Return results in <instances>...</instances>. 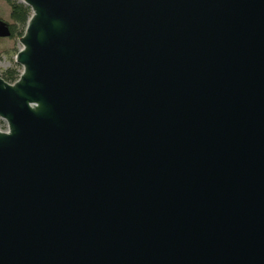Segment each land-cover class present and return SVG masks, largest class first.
I'll return each mask as SVG.
<instances>
[{
	"label": "water",
	"instance_id": "water-1",
	"mask_svg": "<svg viewBox=\"0 0 264 264\" xmlns=\"http://www.w3.org/2000/svg\"><path fill=\"white\" fill-rule=\"evenodd\" d=\"M14 1L0 264H264V0Z\"/></svg>",
	"mask_w": 264,
	"mask_h": 264
},
{
	"label": "rangeland",
	"instance_id": "rangeland-1",
	"mask_svg": "<svg viewBox=\"0 0 264 264\" xmlns=\"http://www.w3.org/2000/svg\"><path fill=\"white\" fill-rule=\"evenodd\" d=\"M10 7L4 0H0V20L11 25L10 19ZM20 37L15 38H0V75L7 69H15V55L20 49L19 40ZM20 68V67H19ZM21 73V69H17ZM0 129L6 131V125L0 120Z\"/></svg>",
	"mask_w": 264,
	"mask_h": 264
},
{
	"label": "trees",
	"instance_id": "trees-1",
	"mask_svg": "<svg viewBox=\"0 0 264 264\" xmlns=\"http://www.w3.org/2000/svg\"><path fill=\"white\" fill-rule=\"evenodd\" d=\"M7 5L10 7V19L12 24L9 25L10 27V38H15V36L20 37L22 36L25 28L26 22L30 18V9L23 4H19L16 1L12 0H4ZM17 69H20L18 65L15 66V69H7L5 72H2L0 78L13 84L16 82L19 72Z\"/></svg>",
	"mask_w": 264,
	"mask_h": 264
},
{
	"label": "built area",
	"instance_id": "built-area-1",
	"mask_svg": "<svg viewBox=\"0 0 264 264\" xmlns=\"http://www.w3.org/2000/svg\"><path fill=\"white\" fill-rule=\"evenodd\" d=\"M6 128H7V126H6ZM1 130V129H0ZM2 131V130H1ZM3 132H5V131H3Z\"/></svg>",
	"mask_w": 264,
	"mask_h": 264
}]
</instances>
